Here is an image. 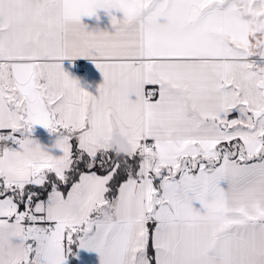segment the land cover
<instances>
[{
    "label": "snow or ice",
    "instance_id": "snow-or-ice-1",
    "mask_svg": "<svg viewBox=\"0 0 264 264\" xmlns=\"http://www.w3.org/2000/svg\"><path fill=\"white\" fill-rule=\"evenodd\" d=\"M100 9L114 31L82 23ZM81 249L264 264V0H0V264Z\"/></svg>",
    "mask_w": 264,
    "mask_h": 264
},
{
    "label": "crops",
    "instance_id": "crops-1",
    "mask_svg": "<svg viewBox=\"0 0 264 264\" xmlns=\"http://www.w3.org/2000/svg\"><path fill=\"white\" fill-rule=\"evenodd\" d=\"M111 14L116 15L118 19L122 18V13L115 10H112ZM82 23L87 25V30L90 31H114L109 13L102 9L97 10L93 17H82ZM62 63L64 70L72 78L77 79L83 89L92 94L97 93L99 85L103 83V75L96 68L95 63L91 59L79 57L72 60L66 59ZM79 64L83 65V72L78 71ZM32 136L42 146L50 149L53 155L59 154V150L54 148L56 139L55 134L50 133L40 125H35L32 131ZM78 256L79 259H77V264H100L99 256L95 252L81 249L78 251Z\"/></svg>",
    "mask_w": 264,
    "mask_h": 264
},
{
    "label": "clouds",
    "instance_id": "clouds-1",
    "mask_svg": "<svg viewBox=\"0 0 264 264\" xmlns=\"http://www.w3.org/2000/svg\"><path fill=\"white\" fill-rule=\"evenodd\" d=\"M112 143H113V145H118L119 150L126 149V147H127L125 141L119 137H114Z\"/></svg>",
    "mask_w": 264,
    "mask_h": 264
},
{
    "label": "trees",
    "instance_id": "trees-1",
    "mask_svg": "<svg viewBox=\"0 0 264 264\" xmlns=\"http://www.w3.org/2000/svg\"><path fill=\"white\" fill-rule=\"evenodd\" d=\"M67 264H77V258L76 257H70Z\"/></svg>",
    "mask_w": 264,
    "mask_h": 264
},
{
    "label": "built area",
    "instance_id": "built-area-1",
    "mask_svg": "<svg viewBox=\"0 0 264 264\" xmlns=\"http://www.w3.org/2000/svg\"><path fill=\"white\" fill-rule=\"evenodd\" d=\"M83 70H84V69H83V65L79 64V65H78V71H79V72H83Z\"/></svg>",
    "mask_w": 264,
    "mask_h": 264
}]
</instances>
